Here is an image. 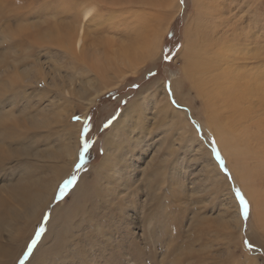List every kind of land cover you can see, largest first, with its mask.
Masks as SVG:
<instances>
[{
    "label": "rangeland",
    "instance_id": "rangeland-1",
    "mask_svg": "<svg viewBox=\"0 0 264 264\" xmlns=\"http://www.w3.org/2000/svg\"><path fill=\"white\" fill-rule=\"evenodd\" d=\"M139 1L143 2L144 0H0V96L7 97L13 93L11 89L4 86L6 82L14 80L11 78L14 70H6V66L8 64L13 65V61L16 59H27L25 62H28L30 57H35V59L40 60L39 64L47 74H54V67L60 69L65 78L67 75L75 74L71 73L69 69V59H65L63 55H58L57 51L50 53L49 49L44 47L48 45L46 42L48 34L54 31H56L54 33H61L60 35L64 34V32L54 30L55 26L64 28L74 25L73 20H63L64 14H69L71 17H75L76 14L79 16L80 8H95L96 20L94 18L86 26L88 40L85 49L91 53L102 52L104 54L105 52L114 56L115 54L127 55L126 50L133 47L135 41V45L140 49V42L143 43L144 41L141 40L137 43L138 40L144 35L148 37L150 30L156 34H158L157 31H160L164 35L161 34L163 38L160 36V39L162 38L161 43L156 45V53L153 56L151 55L153 49L143 46L146 48V50L144 49L145 55L148 54L149 56L150 53L151 56L144 58V63L142 62L137 68L135 64L141 59L138 58L140 55L142 56L141 53H136L140 55L131 62L125 61L126 70L132 72L127 73L117 86L107 90L104 95L96 99L83 123L82 130L87 121L89 131L83 138L81 135L79 137L78 158L72 171L63 178L64 180L61 179L62 181L55 191L56 195L54 194L44 216L41 217L40 212V216L31 222L33 224L31 226L35 228L34 233L30 232L32 230L30 228L27 238L29 240L23 241V237L21 238L22 243H25L21 254L18 256V252L7 256L0 255V264H135L134 260L136 264H189L192 257L195 258V264H203V261H206L204 264H264L263 135H260L258 145L254 149L247 148L246 143H240L236 147H232V151L226 150L230 152L226 157L222 146L218 144L214 130L211 131V128L209 130L212 121L207 114V101L200 95L199 88L185 73L186 62L184 60L186 47L194 46L195 40L199 38L198 33L196 34L200 29L198 24L201 25V28H206L210 23L211 28L218 26L214 34L216 42L220 39L219 37H223V39L233 38L235 41L236 38L241 39L242 35L247 40L254 35L255 40H253L251 47L257 49L262 46L261 48H263L264 0H216V3L223 4L220 5V8H223L220 13L224 14L218 22L212 16L203 18L200 13L201 10H207L201 3H212V0H183V3L181 0H145L149 4L141 5ZM75 5L78 7L75 8ZM245 16L246 18H244ZM224 19L226 20L224 21ZM70 22L71 24H69ZM143 24L148 25L149 29L142 31ZM63 25L64 27H62ZM140 32L144 34L142 35ZM221 33L225 35L222 36ZM5 35H8L6 38L9 40L4 39ZM239 35L241 36L239 37ZM240 41L243 42L242 39ZM241 44L245 47L243 43ZM14 48H18V50L15 51ZM259 48L258 52L264 60V48L263 51ZM25 50L29 51L25 52ZM2 58H4L3 61ZM136 58L139 60L137 61ZM256 63L257 60L251 65L255 66ZM5 70L6 72L3 73ZM126 70L124 71L126 72ZM56 79L60 78L57 77ZM34 84L33 88L37 86V82L35 81ZM169 85L171 86V94L168 91ZM162 86L165 88L171 105L175 109L186 111L200 146L195 143L194 132H189L188 136L186 135L187 141H190L187 143L184 140H182L183 142L180 141L174 126L172 133L168 136L161 129H155V133H152L153 136L145 143V145L147 144L144 146L145 150L141 149V157L136 160L137 164L135 163L137 167L135 180L138 183H136L137 185L132 184V186L130 184L131 193L135 192L137 186L141 187V190L138 194L134 193L136 199L132 198L129 204L120 205L121 209L118 212L114 209L118 200L115 203L110 200L120 195L123 191L122 187L119 185L111 186V184L110 187L103 184L97 185V176H95L94 171L102 163L106 153V138L120 115L138 101L141 95L153 93ZM39 87L42 88V86ZM39 93L42 94L43 92ZM27 96L30 98V103L33 102L32 104L39 98L38 93H34L30 88L27 89ZM47 96L51 100L50 97L52 96L50 94ZM179 100L181 103L185 101L184 107L180 105ZM74 101L73 98L71 104L75 106L73 117H80L82 111L78 106L79 102ZM23 105L19 103L12 110L9 105L5 107L8 111L17 114L4 116L2 119L0 144L14 140L13 136L17 130H20L21 126L27 125V120L31 117L21 114L24 110ZM19 113L20 122L17 123L15 117L18 118ZM1 114L0 111V117ZM261 114L264 117V112ZM73 117L72 123L76 122ZM150 123L154 128V121L152 120ZM106 124L107 127H105ZM11 127L14 129L12 130ZM177 127L179 126L177 125ZM36 130L34 127L28 126L25 132L26 135H32ZM47 132L44 131L43 133L47 134ZM220 132L221 134L222 132L227 133L222 128ZM229 135L230 133H227V136ZM236 140L235 138L233 142L231 139L233 145H236ZM85 141L88 144L86 151L84 149ZM199 147L201 151L198 150ZM217 150L226 164L227 171L222 169L216 158ZM167 151L172 156L170 160L166 161L167 163L164 162L159 170L160 175L157 183H153L149 189L146 182H151L147 181V178L152 175V172L148 171L143 176L142 169L154 154L153 166L157 168L161 165ZM153 152L155 153L153 154ZM81 153H83V161L82 166L78 168L77 165L81 164ZM238 154L241 155L240 158ZM207 162H210L212 167L215 166L219 174H214L212 167L208 169ZM15 164V161L8 163L4 167V171L0 173V190L5 189V192L3 191L0 196L7 203L10 202V207L18 211L21 207L12 200V185H17L21 192L26 186H31L37 174H30L31 168L23 170L15 167L11 169ZM130 172L132 174L133 169ZM46 174L49 176H45L44 181L54 179L49 171ZM216 176L218 177L216 178ZM73 177L76 179L72 180ZM68 180H72V183L68 185L64 197L61 198L58 195L59 187ZM97 188L98 190H96ZM104 188L105 190H103ZM235 189H239L250 204V214L247 218L243 216L238 199L234 195ZM104 191L106 198L103 194ZM248 191L253 194L255 201L258 199L261 207L255 205V202L248 196ZM109 192L112 196H109ZM105 199H109L107 200L109 203H106ZM6 202L0 203V205L4 206L5 204L6 206ZM237 209L240 212L239 218L241 220L240 240L233 242V252L230 253L226 251L228 249L225 247L227 244L226 240L223 239L219 214L225 213L228 218L230 214L237 212ZM55 210L59 211L58 216L53 215ZM260 211L262 212L260 213ZM2 214L3 212H0V218ZM197 219H200L201 222ZM123 220L124 225L122 226ZM2 221L4 224L3 219ZM129 223L131 224L129 225ZM198 225L201 227L202 234ZM41 226L45 228V231L37 239L35 233L39 231ZM211 232L215 233L211 235ZM131 235H136L137 238L134 239ZM0 237L3 245L9 247L7 229L1 232ZM185 237L188 239L186 240ZM198 237L200 240H197ZM141 238H144V241ZM33 239L37 240L36 246L32 249V253L25 258L24 253ZM224 241L225 243H223ZM15 242L18 243V241ZM40 242L42 244L38 252L37 248ZM248 244H251V248L248 247ZM124 247L130 252L137 248L135 249L137 255L135 257L124 255ZM203 247H208V249L201 251ZM167 248L168 251H166ZM193 248L195 252H190ZM178 253L182 254L179 256ZM15 257H17V261H14Z\"/></svg>",
    "mask_w": 264,
    "mask_h": 264
},
{
    "label": "bare ground",
    "instance_id": "bare-ground-1",
    "mask_svg": "<svg viewBox=\"0 0 264 264\" xmlns=\"http://www.w3.org/2000/svg\"><path fill=\"white\" fill-rule=\"evenodd\" d=\"M139 2L140 5L148 3V1L145 0L143 2ZM221 4L222 3L220 2L216 3V0H212V3H201V5H204L207 10L203 8L204 10H201L200 13L201 15H203V18H210L212 16L214 19H217L218 22V20H220V18L224 15L220 13V10L223 11V8H220ZM76 6L77 5H75V8ZM79 12V16L78 14H76L75 17H71L69 16V14H64L65 17L63 18V20H73L75 22L74 25H69L71 24L70 22L68 24L69 26L64 27L63 25L62 27L64 28L55 26L53 28L54 30H59L60 32H64V34L60 35L61 33L59 32L54 33L56 31L48 34L46 41L48 45L45 47L43 46L44 48L49 49L50 53L57 51L58 55H63L65 59H69V69L71 73L75 74L67 75V78H65L62 76L60 69L56 67H54V74H47L44 71L45 69L43 70V68H41V65L39 64L40 60L35 59V57H30V61L28 62H25L27 59H16V61H13V65L6 64V70H14V77L11 76V78H14V80H9L10 82H6L4 87H8L9 89H11V91H13V93L7 97L3 95L0 96V111L2 112L0 117V124L3 122L2 119L4 118V116H15L17 114L16 112L12 113V111H8L5 108L7 107V105H9V107H12V110L14 106L18 105L19 103H21L22 105L25 103L23 105L24 110L21 112V114H23V116L24 114H26L27 117L31 118L27 120L26 126H21L20 130H17V132L13 136L14 140L4 142V144H0V173L4 171L3 169L8 163H12V161H15L16 164L13 165L11 169L15 167L16 169L20 168L23 170L31 168L30 174H37L35 175L37 177L33 179V183H31V186H26L21 192L19 191L17 185H12V189L9 187L12 190V200L20 205V210L17 211L16 209L10 207V202L8 201L7 203L6 200H4L0 196V203H7L6 206L5 204L4 206L0 205V212H3L0 221H2L3 219L5 222L4 224L3 221L0 222V236L1 232H4V229H7L8 241H10L9 247L4 246L2 243V238L0 237V255L2 256L16 254L18 252V256L21 254L23 246L25 244L22 243V240L26 241L29 237L28 232L31 229L32 230L30 232H33L35 228L32 227L33 224H31V222L34 221L33 219L40 216V212L41 217L44 216L45 211L54 198L55 191L62 181L61 179L67 177L72 171L73 165L78 158L79 137L82 132V126L87 113L95 104L96 99L101 95H104L107 90H110L112 87L117 86L120 80L126 77L127 73L132 72L126 70L127 68L125 65V61L131 62L133 59H135V57H138L140 55L136 53H141L142 56L140 55V57H138L141 59L139 60L138 58H136L137 61L139 60L135 64L137 68L138 65L143 62L144 58H149L151 55L153 56V54L156 53V45H159L161 43L160 40L163 38V33H160V31H157L158 34H156L155 32L150 30V34L148 37L144 35L145 38H143L144 36L140 35L141 37L137 43H139L141 40L144 41L143 43L140 42V49L135 45V41L133 42L134 46L126 50L128 52V54L126 53L127 55L122 54L123 52L121 53L122 55L115 54V56L109 55L105 52L104 54L102 52L91 53V51L85 49V45L88 40L86 26L91 23V20H94V18L96 20V16H94L95 8H80ZM244 18H246V16ZM225 20L226 19H224V21ZM210 24L206 28H201V25L198 24V27L201 29L196 32V34L198 33L197 35L199 36L198 40H195L196 43L194 46L189 45L186 47V51L184 52L186 53L184 54V60L186 62L185 73H187L190 79L199 88L200 95L206 99L208 104L207 114L212 121L209 130L210 128L212 129L211 131L214 130V135H216L215 137L217 138L218 144L222 146L223 153L227 157L230 154V152L227 151H232V147L234 148L240 143H246L247 148L254 149V147L258 145L260 135H263L262 137L264 138V117L261 114V112H264V60H262L261 55L258 52L259 47L257 49L251 47L253 40H255L254 35L248 40L242 35L241 39L243 40V42L240 41V38H236V40L238 41H233V38L223 39V37H219L220 39L218 38L219 40L217 39L218 41L216 42L214 40V34L218 26H213L214 28H211ZM143 25L144 26L141 27L142 31H146L147 29H149L148 25ZM140 33L142 34V32ZM223 35L225 34H222V36ZM6 36L8 37V35H5L4 39H7ZM160 36L162 37L161 39ZM240 36L241 35H239V37ZM240 42L243 43L245 47ZM144 45L153 49L151 55L148 51L147 52L149 53V56L148 54L145 55L144 49L146 50V48H143ZM246 46L248 47L246 48ZM137 48L138 50L136 51ZM263 48H261L260 50L263 51ZM16 49L18 50V48H14L15 51ZM28 51L25 50V52ZM1 60L3 61L4 58H2ZM256 60V65L252 66L251 64L256 62ZM117 69L118 71L116 72ZM6 70L3 71V73L6 72ZM124 70H126V72ZM57 77H59L60 79H56ZM35 81L37 82V86L33 88V86L35 85ZM39 86H42V88ZM28 88L32 89L34 93H38L39 98H35L36 102L34 104H32L33 102L30 103V98L27 96ZM160 89L156 91L154 90L155 92L153 93L141 95L138 101L134 102L120 115L118 121L113 124L111 133L106 138V153L103 157L102 163L100 164L98 169L94 171V173H96L95 176H97V185L100 186V184H103L109 187L110 184L111 186L115 187L119 185L120 187H122L121 189H123V191L125 190L117 196L118 198L114 197L112 198V200H110L113 203L118 200V202L115 204L116 207L114 208L117 211L121 209L120 205L129 204L132 198L136 199V197H134V193L136 192V194H138L139 190H141V187L137 186L134 190L135 192L131 193L130 184L132 186V184L135 185L136 183H138V181L135 180V174L137 171L136 160L141 157V149H144V146H147V144L145 145V143L153 136L152 133L155 129H161V131L168 136L172 133L174 126L177 129L176 132L177 136L180 137V141L183 142L182 140H184V142L186 141L187 143L190 142L187 141L188 133L194 132L193 136L195 137V143L199 145L195 131L194 129H192L193 127L190 124V120L188 119L186 111L175 109L168 99V96L164 90V86H162ZM39 92L43 93L41 94ZM49 94L52 96L50 97L51 100L48 99L47 95ZM73 98L75 100L74 102H79L78 106L82 111L80 120L74 123L71 122L75 111V106L71 105ZM184 103L180 102V105L184 107ZM19 115L20 113L18 114V118L17 116L15 117L17 123L20 122ZM152 120L155 123V125L153 124L154 128L150 123ZM177 125L179 127H177ZM28 126L37 129L35 133H33L32 135H26L25 130L28 128ZM221 128L227 133H230V135L227 136V133H223L224 131L222 132V134L221 132L219 133ZM11 129L13 130L14 128L11 127ZM255 130H257V132H255ZM44 131H48L47 134L43 133ZM234 137L237 139L236 145H233V142L235 140ZM231 139H233V142L231 141ZM198 150L201 151L200 147L198 148ZM154 153L155 152H153V154ZM167 153L168 151L166 152V155L164 154L165 157L163 158V161H161V165H159L157 168L153 166L155 154H152L153 156L147 162L144 169H142L143 176H145V173L148 171L152 172V175L149 178L146 177L147 181H151L146 182V186L149 185V189H151L153 183H157L158 176L160 175L159 170L164 165V162L167 163L166 161L170 160L172 155L170 153ZM240 156L241 155H239L238 157L240 158ZM206 166L209 169L210 167H212V164L210 162H207ZM132 169L133 173L131 174L130 170ZM47 171H49L50 174L52 173V175L54 176L53 180L47 179L46 181H44V177L49 176L47 175L48 173L46 174ZM212 171L214 172V174H219L215 166L212 167ZM218 176H216V178ZM105 188L103 190H105ZM96 190H98V188ZM3 191L5 192L4 188L0 190V195ZM103 194H105L106 198V192ZM247 194L255 202V205L261 207L258 199L256 198L258 202L255 201V197L253 198V194L251 192L248 191ZM109 196H112V194L110 195V192ZM107 200L105 199L106 203L108 202ZM54 212L55 213L53 215L58 216L59 211L55 210ZM261 212L262 211H260V213ZM239 216L240 212L238 209L237 212L230 214L228 218L226 217L225 213L219 214V218L221 220V230L223 231L224 235L223 239L226 240L227 245L230 244V247L227 245L224 246L228 249L226 251L230 253L233 252L232 249L234 243L237 242V240H240L239 229L241 226V220ZM197 220L201 222L200 219ZM120 224L119 227L121 226ZM130 224L131 223H129V225ZM123 225L124 220L122 226ZM200 226V233L202 234L201 227L203 228V226ZM212 230L214 231V229ZM214 233L215 232H213L211 235H213ZM131 236H133L134 239L137 238L136 235ZM141 240L144 241V238H141ZM197 240H200V238L198 237ZM15 241H18V243ZM223 243H225V241ZM41 244L42 242H40L38 245V252L41 249ZM168 248L167 250H164L168 251ZM135 249L130 252L127 251L124 247L125 252L123 253L126 256L135 257V255H137V251H135ZM205 249H208V247H203V250L201 249V251H205ZM190 252H195L194 248ZM165 254L167 255V253ZM180 254L178 253L179 256ZM17 257L14 258V261H17ZM194 261L195 258L192 257L189 264H195ZM134 262L136 264L135 260ZM205 262L206 261H203V264Z\"/></svg>",
    "mask_w": 264,
    "mask_h": 264
},
{
    "label": "snow or ice",
    "instance_id": "snow-or-ice-1",
    "mask_svg": "<svg viewBox=\"0 0 264 264\" xmlns=\"http://www.w3.org/2000/svg\"><path fill=\"white\" fill-rule=\"evenodd\" d=\"M181 3H183V0H181ZM136 87H139V86L136 85ZM168 91L171 94V86L170 85L168 86ZM173 103H175L174 100H173ZM73 120L79 121L80 120V117L79 116H74L73 117ZM107 126L108 125L106 124L105 127H107ZM88 131H89V127H88V124H87V121H86L85 127L83 128V130L81 132V138H83ZM87 148H88V144L85 141L84 142V149H85V151L87 150ZM216 158L220 162V165H221L222 169H224L225 171H227L226 164L224 163L223 158L220 155V153H219L218 150L216 151ZM82 161H83V153H81V164L80 165H77L78 168L82 166ZM75 179H76V177H73L72 178V180H75ZM72 180L65 181L59 187V193H58L59 197H61V198L64 197V195L66 193V190L68 188V185L72 183ZM234 195L238 199L239 206H240V208L242 210L243 216L245 218H247L249 216V214H250V204H249L248 200L245 198V196L243 195V193L239 189H235L234 190ZM44 231H45V228L43 226H41L40 229H39V231H37L35 233L36 238L38 239ZM36 242H37V240L36 239H33L32 242H31V244L28 245L27 251L24 253L25 258H27L32 253V249L36 246ZM248 247L251 248V244H248Z\"/></svg>",
    "mask_w": 264,
    "mask_h": 264
}]
</instances>
